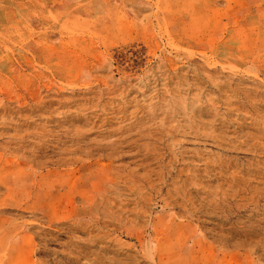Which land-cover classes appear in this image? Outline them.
<instances>
[{"label": "rangeland", "instance_id": "374dc122", "mask_svg": "<svg viewBox=\"0 0 264 264\" xmlns=\"http://www.w3.org/2000/svg\"><path fill=\"white\" fill-rule=\"evenodd\" d=\"M0 264H264V0H0Z\"/></svg>", "mask_w": 264, "mask_h": 264}]
</instances>
